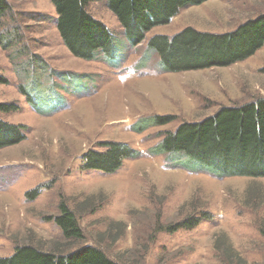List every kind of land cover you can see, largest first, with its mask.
<instances>
[{
    "label": "rangeland",
    "instance_id": "374dc122",
    "mask_svg": "<svg viewBox=\"0 0 264 264\" xmlns=\"http://www.w3.org/2000/svg\"><path fill=\"white\" fill-rule=\"evenodd\" d=\"M8 1L0 102L20 107L2 116L28 128L23 141L0 150V257L31 243L64 253L93 245L124 264H264V176H221L212 166L198 170L202 163L184 153L175 159L160 150L183 122L264 98V46L226 67L177 71L166 70L148 46L149 38L188 26L233 30L264 13V0L185 7L133 46L107 0H93L89 11L118 46L90 60L65 45L53 0ZM20 87L30 88V104ZM106 142L123 143L128 152L111 173L86 166V154L107 150ZM63 202L82 239H68L48 218ZM204 214L194 228L171 229ZM228 247L235 252L225 254Z\"/></svg>",
    "mask_w": 264,
    "mask_h": 264
},
{
    "label": "trees",
    "instance_id": "16d2710c",
    "mask_svg": "<svg viewBox=\"0 0 264 264\" xmlns=\"http://www.w3.org/2000/svg\"><path fill=\"white\" fill-rule=\"evenodd\" d=\"M92 1L53 0L57 13L56 27L65 45L71 53L87 60L95 58L100 51L111 53L118 46L113 32L89 11ZM205 1L208 0H107V4L121 23L127 41L133 46L145 41L147 32L153 27L171 22L181 9ZM11 10L8 0H0V26ZM15 36L13 42L19 41L20 37ZM3 45L7 46V41ZM148 46L160 53L161 64L168 71L226 67L251 57L264 46V13L246 19L230 31H203L188 26L174 35H155L149 38ZM4 83L7 79L0 74V84ZM20 88L27 96L26 100L30 99V88ZM19 107L0 102V150L25 139L23 133L27 125L6 121L2 116L17 111ZM162 117H158L157 121L166 123L170 120ZM160 144V150L167 151L175 159L179 158L178 153H184L187 160L201 162L198 170L212 166L213 171L221 173L217 174L221 176H264V98L239 106L221 107L202 121L183 122L177 129L169 131ZM104 145L107 150H92L86 154V166L111 173L118 169L128 152L123 143L106 142ZM36 189L29 191L27 196H32L33 192L36 194ZM48 218L55 220L68 239H82L83 233L75 212L66 202L61 204L57 215ZM200 218H205V214L203 217H186L171 229L194 228L200 224ZM228 250L225 254L235 252L233 247H228ZM0 264L124 263L110 258L101 248L93 245L64 253L24 243L16 246L12 255L0 257Z\"/></svg>",
    "mask_w": 264,
    "mask_h": 264
}]
</instances>
